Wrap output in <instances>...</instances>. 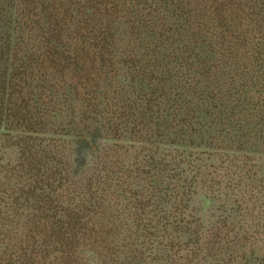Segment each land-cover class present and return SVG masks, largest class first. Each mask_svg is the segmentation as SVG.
Wrapping results in <instances>:
<instances>
[{
    "label": "trees",
    "instance_id": "trees-1",
    "mask_svg": "<svg viewBox=\"0 0 264 264\" xmlns=\"http://www.w3.org/2000/svg\"><path fill=\"white\" fill-rule=\"evenodd\" d=\"M57 1L0 0V264H252L249 259L258 256L253 250L248 254L245 243L264 236V186L257 185L256 168L228 164L213 183L216 172L205 163L206 152L183 158L173 146L177 139L171 141L181 127L195 122L193 116L198 108L202 113L201 105H209L210 96L196 108L195 100L178 103L179 116L170 114L175 104L160 102L156 116L168 143L160 150L150 148L142 166L121 157L129 152L134 159L133 146L102 143L123 141L122 135L132 129L129 120L114 122V139L100 128L91 139L83 131L64 132L74 129L66 126L52 134L39 129L62 124L65 115L40 86L41 79L49 82L57 71L45 60L40 71L33 53L37 27L31 18L40 6L52 8ZM43 20L46 27L58 26L48 27L58 42L61 23L74 25V31L81 28L79 20L60 12ZM166 23L178 37L205 27L208 37L224 39L231 27L222 22ZM255 25L264 34V2ZM123 26L127 33L142 29L137 22ZM119 28H114L117 38ZM262 41L249 57L264 58ZM192 88L193 95L204 97L206 89L199 84ZM38 134H50L49 142L37 141ZM98 147L101 159L94 156L90 162L98 163L87 164ZM202 183L221 202L218 216L194 210L193 196ZM257 264H264V254Z\"/></svg>",
    "mask_w": 264,
    "mask_h": 264
},
{
    "label": "rangeland",
    "instance_id": "rangeland-1",
    "mask_svg": "<svg viewBox=\"0 0 264 264\" xmlns=\"http://www.w3.org/2000/svg\"><path fill=\"white\" fill-rule=\"evenodd\" d=\"M57 2L61 5L40 6L31 18L37 27L33 34L36 39L33 53L39 59L38 67L43 66L45 60L53 72L57 71L53 80L41 79L40 86L46 89L44 94L52 96L49 100L52 106L55 102L61 104L65 115L62 124L39 125V129L45 127L51 133L53 129L59 131L66 126L75 130L64 132L83 131L91 139L95 134L98 136L100 128V132H112L114 139V122L129 120L132 129L122 135L123 141L102 143L133 146L129 151L135 154L134 159L129 152L126 158L124 154L121 157L142 166L150 148L160 150L168 143L156 116L160 102L166 100L165 104H175L170 114L179 116L175 108L178 103L184 105L195 100L196 108L210 96L209 105H201L202 113L198 108L193 116L195 122L181 127L179 136L171 138V141L177 139L172 141L173 146L179 149L181 157L188 159L194 158V153L206 152L205 163L216 172L213 183L219 182L221 178L217 173H222L226 165L243 164L246 170L256 168L257 185L264 186V58L249 57L255 46L264 40V34L256 31L255 25L264 0ZM58 12L79 20L81 27L74 31V25L61 23L59 27L64 29L59 42L50 29L58 26L52 24L48 28L43 20L56 17ZM178 20L206 22L207 26L222 22L231 27L224 39L208 37L206 33L210 32H206L205 27L178 37L166 28L167 21ZM132 22L140 24L142 29L125 32L123 24ZM118 25L122 29L121 33L119 28L121 38L114 36ZM24 28L25 25L20 36L24 35ZM160 38L163 44L158 43ZM260 51L264 55V49ZM196 84L206 89L201 99L191 91ZM50 137V134H38L37 141L48 143ZM64 148L68 149V143ZM100 150L98 147L89 155L87 164L98 163L90 161L94 156L101 159ZM216 186L214 184V188ZM196 193L193 196L195 211L203 216L220 214L221 202L211 197L206 184H199ZM245 244H248L247 252H255L248 254L258 256L249 261L259 263L264 254V236H259L252 245Z\"/></svg>",
    "mask_w": 264,
    "mask_h": 264
}]
</instances>
